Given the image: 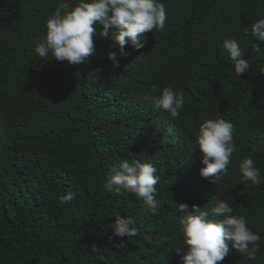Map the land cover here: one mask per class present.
Instances as JSON below:
<instances>
[{
	"label": "trees",
	"instance_id": "16d2710c",
	"mask_svg": "<svg viewBox=\"0 0 264 264\" xmlns=\"http://www.w3.org/2000/svg\"><path fill=\"white\" fill-rule=\"evenodd\" d=\"M60 2L0 0V264H182L175 204L217 200L261 237L255 261L230 247L219 264H264V42L250 31L264 0H163L165 28L143 34V48L126 45L120 58L109 39L94 37L96 55L80 65L34 52ZM225 39L237 40L248 73L234 74ZM164 87L184 95L179 118L154 106ZM218 117L232 123L237 151L229 175L210 184L192 144ZM249 156L261 172L256 186L240 183L238 164ZM122 159L156 167L155 215L134 194L104 188ZM116 215L132 217L137 235L115 236Z\"/></svg>",
	"mask_w": 264,
	"mask_h": 264
},
{
	"label": "clouds",
	"instance_id": "9594fccd",
	"mask_svg": "<svg viewBox=\"0 0 264 264\" xmlns=\"http://www.w3.org/2000/svg\"><path fill=\"white\" fill-rule=\"evenodd\" d=\"M167 19L163 0H61L55 11L46 19L44 32L34 40V52L39 58L51 55L57 62L80 65L96 55L94 37L107 38L119 50V57L128 55L125 46L134 50L143 48L142 37L148 32L163 31ZM99 30V31H98ZM111 30V31H110ZM256 41L264 42V14L250 26ZM247 35L249 28L245 27ZM237 77L248 73L249 61L235 39H225L222 45ZM256 51L261 48L256 44ZM107 59L113 67H119L117 52H110ZM154 106L165 110L173 119L179 118L184 109L182 92L164 87L153 99ZM172 134V129H169ZM193 151L202 154L199 169L201 178L216 184L229 175V165L237 146L233 139V125L223 118L204 121L198 128L192 144ZM240 183L252 186L261 183L260 169L251 156L238 164ZM160 177L156 167L140 160L122 159L106 178L104 188L117 196L134 194L146 213L155 215L159 210L156 193ZM71 192L62 195V203H70ZM182 214L176 218L180 243L175 248L182 264H219L229 254L230 247L246 261H255L261 248V237L248 227L247 218L234 214V208L226 200H217L214 206L200 207L186 203L175 204ZM118 237H134L138 233L132 217L116 215L111 225ZM122 246V245H121Z\"/></svg>",
	"mask_w": 264,
	"mask_h": 264
},
{
	"label": "bare ground",
	"instance_id": "6f19581e",
	"mask_svg": "<svg viewBox=\"0 0 264 264\" xmlns=\"http://www.w3.org/2000/svg\"><path fill=\"white\" fill-rule=\"evenodd\" d=\"M158 37V36H157ZM39 139V138H38ZM213 188V187H212Z\"/></svg>",
	"mask_w": 264,
	"mask_h": 264
}]
</instances>
